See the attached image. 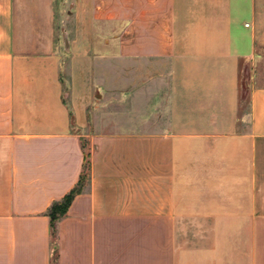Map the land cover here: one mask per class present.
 Segmentation results:
<instances>
[{"label":"crops","instance_id":"crops-1","mask_svg":"<svg viewBox=\"0 0 264 264\" xmlns=\"http://www.w3.org/2000/svg\"><path fill=\"white\" fill-rule=\"evenodd\" d=\"M0 264H264V0H0Z\"/></svg>","mask_w":264,"mask_h":264},{"label":"trees","instance_id":"trees-1","mask_svg":"<svg viewBox=\"0 0 264 264\" xmlns=\"http://www.w3.org/2000/svg\"><path fill=\"white\" fill-rule=\"evenodd\" d=\"M89 182V163L85 164V169L81 175L78 185L58 203H55L49 210L51 230L55 229L56 222L66 216L68 209L74 198L80 194L88 185Z\"/></svg>","mask_w":264,"mask_h":264},{"label":"rangeland","instance_id":"rangeland-1","mask_svg":"<svg viewBox=\"0 0 264 264\" xmlns=\"http://www.w3.org/2000/svg\"><path fill=\"white\" fill-rule=\"evenodd\" d=\"M249 98H250V88L246 87L244 84V81L241 83V107H240V114L246 115L249 112ZM85 144H88L87 141H85Z\"/></svg>","mask_w":264,"mask_h":264}]
</instances>
